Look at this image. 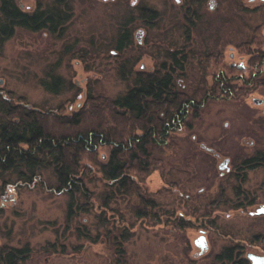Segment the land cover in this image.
Wrapping results in <instances>:
<instances>
[{"label": "rangeland", "instance_id": "rangeland-1", "mask_svg": "<svg viewBox=\"0 0 264 264\" xmlns=\"http://www.w3.org/2000/svg\"><path fill=\"white\" fill-rule=\"evenodd\" d=\"M15 2L24 11L57 6L68 15L60 32L16 27L0 41L1 95L39 109L49 118L71 116L86 103L89 93L114 97L125 91L130 80L117 71V63L124 59L134 63L133 70H149L159 62L169 63L167 52L181 51L186 55V77L176 82L184 87L197 79L199 55L220 51L222 63L244 65L242 71L236 67L225 71L232 83L239 84V77L247 76L251 68L249 55L236 45L249 40L258 25L264 37V0H206L198 9L199 18L192 14L185 18L187 0ZM139 6L154 10L156 17L144 21ZM124 28L129 32L128 45L116 50ZM251 47L264 52V42ZM221 66L210 67L209 84ZM261 70L264 73V62ZM50 76L60 78L55 92L42 85L51 81ZM253 98L263 101L257 103ZM173 134L177 145L163 150L160 167L136 179L158 205L152 217L134 221L133 234L123 243L124 264H208L233 243L244 245L245 252L264 255V240L259 235L264 230V214H250L264 204V166H243V178L231 180L218 166L226 157L238 163L264 149V84L237 98L206 99L195 125L190 130L178 128ZM107 154L106 147H99L96 158L104 161ZM85 162L92 168L86 181L92 197L89 205L83 204L73 215L72 210L67 212L69 194L50 185L54 184L50 168L28 183L0 180V248L27 246L29 251L20 264H122L117 263L104 227H94L97 213L109 224L119 225L121 220L110 210L114 203L107 209L99 206L106 181L93 162ZM237 185L248 191L241 208H234L237 199H244L236 197ZM77 228L101 234L93 243L78 235ZM202 233L207 249L196 257L199 247L194 240ZM52 243L56 248L68 247L65 252L52 251Z\"/></svg>", "mask_w": 264, "mask_h": 264}, {"label": "trees", "instance_id": "trees-1", "mask_svg": "<svg viewBox=\"0 0 264 264\" xmlns=\"http://www.w3.org/2000/svg\"><path fill=\"white\" fill-rule=\"evenodd\" d=\"M187 1L185 18H199L198 9L206 0ZM139 11L144 21L156 17V12L150 8L139 6ZM67 16L65 10L57 6L24 11L15 0H0V41L10 37L16 27L60 32ZM259 27L252 30L249 40L236 45L249 55L247 64L252 66L247 76L239 77V84L231 82L225 71L234 68L222 63V54L217 51L199 55L197 79L182 87L176 79L186 77V55L175 50L165 54L169 63L159 62L149 70H133L134 63L125 59L117 63L120 77L130 80L125 91L114 97H94L89 93L86 103L71 116L49 118L41 110L13 103L0 93V180L5 184L28 183L42 170L50 168L54 176V184L50 185L69 194L67 212L72 210L73 215L83 204L90 203L92 196L86 181L92 168L85 161L93 162L106 181L99 196V206L107 209L111 202L114 203L110 210L121 220L119 225L109 224L101 213H97L98 221L94 219V227L98 224L104 227L117 263L124 264L123 243L132 236L134 221L152 217L158 205L136 179L142 180L160 167L163 150L177 145L173 132L178 128L190 130L200 118L206 99H223L222 95L237 98L264 84L260 66L264 52L251 47L254 43L264 42ZM128 37L129 32L124 28L117 37L115 49L126 48ZM216 63L222 66L209 84L207 76L210 67ZM50 80L43 81L42 85L55 92L61 85L60 78L50 76ZM102 146L107 148L108 154L106 160L99 161L96 157ZM255 156L258 158L261 154ZM83 211L88 212L90 208ZM97 232L91 235L88 230L76 229L78 235L93 243L101 234ZM52 247V251L65 252L68 245L61 244L56 248L52 243ZM72 248L77 250L74 245ZM28 251L27 246L0 248V264H20ZM223 252L230 260L231 248L226 247Z\"/></svg>", "mask_w": 264, "mask_h": 264}, {"label": "flooded vegetation", "instance_id": "flooded-vegetation-1", "mask_svg": "<svg viewBox=\"0 0 264 264\" xmlns=\"http://www.w3.org/2000/svg\"><path fill=\"white\" fill-rule=\"evenodd\" d=\"M263 62H264V57H263ZM248 63V60H247ZM263 64V63H262ZM261 64V65H262ZM260 65V66H261ZM231 67L233 68H238L244 70V65H236L234 63L230 64ZM259 65H255V67H258ZM259 66V67H260ZM144 65L141 64V68H143ZM252 66H250L251 68ZM254 67V68H255ZM252 69V68H251ZM242 75V74H240ZM242 77V76H240ZM232 95V94H231ZM223 99H227L228 96L222 95ZM258 98H253V101H257ZM261 101L259 103H261L263 100L260 99ZM258 103V102H257ZM201 146L205 149H207L208 151L214 152L215 155H219L217 152L214 151L213 148L211 147H207L204 144H201ZM260 153L261 156H255V154ZM255 158V161H253V159ZM264 166V149H257L256 151H253L252 154L244 159L241 160V162H236L233 163L228 157L224 158L223 161H221L219 163V168L222 170L221 172L223 173L226 172V174H228V176H230L229 180H231L232 178L234 179H240L243 178V174L241 173V170L243 169L242 167H253V166ZM232 177V178H231ZM240 185V184H239ZM237 185V188H234V192L236 197H244V199H237V202L234 206V208H241V206H243L245 204V202H247L248 199V191H243L240 186ZM249 204L253 203V200L251 198V200H248ZM259 208H264V204L260 205L259 207H257L254 211H250V214H264V212H257V210ZM264 230L259 234L260 237L264 240ZM194 244L199 247V251L196 252L194 254V256L199 257L201 255H204L206 249H207V242H206V238L205 235L202 233L201 235H199L195 240H194ZM226 247H230L232 250L231 253V259L228 260L227 256L225 255V253L223 252V250ZM221 252H218L217 254H215L213 256V258L211 259V261L208 264H254L253 260L251 258L248 257L249 253H254V252H245V246L239 243H233L232 245L226 246ZM260 256H263L262 254H258V253H254ZM264 264V263H263Z\"/></svg>", "mask_w": 264, "mask_h": 264}, {"label": "water", "instance_id": "water-1", "mask_svg": "<svg viewBox=\"0 0 264 264\" xmlns=\"http://www.w3.org/2000/svg\"><path fill=\"white\" fill-rule=\"evenodd\" d=\"M260 101H261L260 99H257V101H255V102L259 103ZM257 212H264V208H259L257 210ZM248 257L253 260L254 264H263L264 263V257L263 256H260V255L254 254V253H249Z\"/></svg>", "mask_w": 264, "mask_h": 264}]
</instances>
